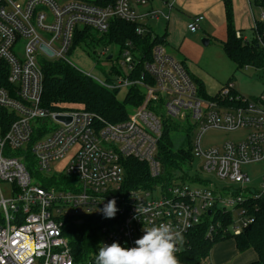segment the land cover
I'll return each mask as SVG.
<instances>
[{
	"label": "built area",
	"instance_id": "1",
	"mask_svg": "<svg viewBox=\"0 0 264 264\" xmlns=\"http://www.w3.org/2000/svg\"><path fill=\"white\" fill-rule=\"evenodd\" d=\"M152 2L116 0L102 7L91 0H0V65L7 70L9 84L0 87V264H95L103 244L135 247L144 228L160 223L182 233L178 256L190 248L193 229L201 224L207 223L210 236L237 237L254 223L245 203L264 196V184L260 192L245 196L233 188L201 187V182L194 183L200 188H193V182L176 176L169 185L126 192L123 162L146 163L154 179L164 175L157 158L159 141L165 125L179 122L194 127L193 161L201 158L203 172L234 184L249 182L242 167L264 161V90L245 98L228 82L218 98H205L184 63L166 45L156 44L138 76L139 58L127 48L119 49L122 59L111 82L79 70L111 90H143V103L126 121L113 124L81 108L57 111L43 106V65H73L69 56L79 29L107 34L120 20L140 24V35L154 36L146 20L169 21L170 16L161 10L138 12ZM204 20L196 15L189 30L197 32ZM258 22H264V11L254 16L255 27ZM236 36L250 39L240 32ZM107 51L100 55L107 56ZM111 56L114 60V53ZM211 129L251 132L241 142L204 150L202 137ZM30 156L31 170L25 163ZM2 184L12 187L8 199ZM113 199L118 211L100 229L96 250L77 259L69 230L85 218L104 215L102 209Z\"/></svg>",
	"mask_w": 264,
	"mask_h": 264
},
{
	"label": "trees",
	"instance_id": "2",
	"mask_svg": "<svg viewBox=\"0 0 264 264\" xmlns=\"http://www.w3.org/2000/svg\"><path fill=\"white\" fill-rule=\"evenodd\" d=\"M115 1L94 0V3L106 7L114 4ZM223 3L227 22V39L223 43L226 55L236 64L239 71L246 67H253L260 71L259 77L264 81V22H258L257 26L253 27V35L249 40L244 41L243 38H237L236 33H241V31L235 27L233 0H223ZM255 5L264 10V0H255ZM138 26H140L138 23L117 20L112 23L109 32L106 34L109 43L117 45L120 51L126 48L130 49L135 57L139 58L138 71L134 74L136 76L143 73L144 62L151 60L152 50L156 44L168 46V35L158 36L155 34L153 36L151 32L140 35L137 33ZM90 34V29H79L72 51L84 43ZM242 36L245 35L242 34ZM181 61L188 68L187 63ZM115 72H118L116 68ZM43 73V106L51 110L81 108L100 117L104 122L117 124L126 121L130 112L139 107L145 98L143 90L136 86L130 88L125 101L120 102L117 99V93L120 90H111L102 86L75 66L63 61L45 62ZM191 76L200 94L205 98H210L204 85L196 81L192 74ZM108 81L111 82L112 80L108 79ZM228 82H231V79ZM8 86L7 70L0 65V87L7 88ZM228 101L230 102V100ZM178 130L179 127L176 123L165 125L159 141L157 158L165 167L164 175L154 179L151 177L146 163L133 159H127L123 162L126 172L124 191L139 188L152 190L159 184L169 185L176 179V175L173 174L174 171L182 172L185 165H190L193 162L194 155L191 142L188 149L175 148L173 134ZM25 163L30 170L34 166L31 156L27 158ZM181 177L178 179L182 181L202 182L200 177L192 179L183 173ZM245 204L249 209V215L254 220L249 229L237 237L210 236L208 235L207 223L201 224L193 229L190 237V248L176 256L179 264H204L210 258L213 247L229 239L235 240L236 247L240 252L249 249L256 252L257 260L251 264H264V196L249 198ZM107 224H109V218L104 215L91 216L85 218L81 226L72 227L69 230L71 250L77 259H83L96 250L99 242L98 233Z\"/></svg>",
	"mask_w": 264,
	"mask_h": 264
},
{
	"label": "rangeland",
	"instance_id": "3",
	"mask_svg": "<svg viewBox=\"0 0 264 264\" xmlns=\"http://www.w3.org/2000/svg\"><path fill=\"white\" fill-rule=\"evenodd\" d=\"M94 1V0H91ZM263 9L253 5L252 12L256 17L263 13ZM180 12V13H179ZM179 17L186 20L189 24L192 22L193 17L183 10L179 9ZM207 23L203 22L200 29L192 33L187 24L181 23L180 25V40L184 41L183 46L179 48L178 41H172L167 49L171 55L179 60L187 63L191 74L195 80L202 83L208 96L214 100L218 98L227 82H231L235 86V90L245 98H254L264 90V81L259 77L260 71L253 67L248 69L238 70L236 64L226 55L223 49V43L227 39V22L225 19L208 20ZM165 20L161 19L160 22L153 23L156 33L160 36L164 35ZM245 31V30H244ZM246 35L252 36V30L246 31ZM205 40L209 43L206 45ZM105 49H108L107 56H101ZM180 49V50H179ZM114 53V60L109 59V55ZM119 47L109 43L106 34L99 33L95 30L91 31L89 38L80 44L72 54L69 56L70 62L79 70L92 74L99 79H113L117 63H121L122 57L118 58ZM116 63L114 64V62ZM114 64V65H113ZM128 91L122 89L117 93V99L124 102ZM179 130L173 134L175 148L188 149L190 142L193 143L194 127L190 128L186 124L176 123ZM250 129H240L234 132L221 131L211 129L208 130L202 137V148L208 150L210 148L221 147L225 143L233 142L238 143L247 138ZM70 158L65 159L59 165L60 171L67 165ZM201 158H196L191 165L187 164L182 168V172L174 171L173 174L181 177L189 175L194 179L200 177L202 181L201 187L210 186L212 189L222 190L225 188H233L246 192L245 196H250L253 193H258L263 189L264 184V161H259L244 165L242 171L250 180L244 184H234L229 180H223L216 177L214 174L205 173L201 170ZM182 178V177H181ZM198 183V182H197ZM193 188H200L196 184H192ZM12 187L8 184H2L1 192L6 199L11 196ZM1 200V193H0ZM232 240H229L231 242Z\"/></svg>",
	"mask_w": 264,
	"mask_h": 264
},
{
	"label": "crops",
	"instance_id": "4",
	"mask_svg": "<svg viewBox=\"0 0 264 264\" xmlns=\"http://www.w3.org/2000/svg\"><path fill=\"white\" fill-rule=\"evenodd\" d=\"M166 2L172 5V9L166 6ZM253 5H255V0H233L235 27L246 37H249L245 34L249 30H252L253 35L255 16L252 12ZM179 9L186 12L190 17H193V15H203L212 21L219 19L226 20L223 0H153L150 6L138 8V12L143 15L151 10H161L169 14L170 20L164 22L166 24L164 35H168L167 43L171 45L172 41L180 40L179 32L181 23L189 24L186 20L179 17V14H177ZM157 22L154 19L146 20L147 25L152 28L154 34L160 36L156 33L155 26L153 25V23ZM204 22L207 23L206 19ZM183 42L181 40L178 41V44H180L179 48L183 46ZM229 240L232 241L229 242ZM229 240L216 244L212 249L210 258L204 264H251L257 260V254L254 250L249 249L245 252H240L236 247L235 240Z\"/></svg>",
	"mask_w": 264,
	"mask_h": 264
},
{
	"label": "clouds",
	"instance_id": "5",
	"mask_svg": "<svg viewBox=\"0 0 264 264\" xmlns=\"http://www.w3.org/2000/svg\"><path fill=\"white\" fill-rule=\"evenodd\" d=\"M118 209L116 201L110 200L102 209L106 218H114ZM142 237L135 241V247L125 248L118 242L103 244L95 258V264H179L176 252L184 237L167 223L144 228Z\"/></svg>",
	"mask_w": 264,
	"mask_h": 264
},
{
	"label": "water",
	"instance_id": "6",
	"mask_svg": "<svg viewBox=\"0 0 264 264\" xmlns=\"http://www.w3.org/2000/svg\"><path fill=\"white\" fill-rule=\"evenodd\" d=\"M205 42V44L207 45L208 43H209V41L208 40H205L204 41ZM112 58V56L109 58V59H111ZM60 120H62V121H66V122H69L70 121V119L69 118H63V117H61V118H59ZM162 172H164V169H163V171Z\"/></svg>",
	"mask_w": 264,
	"mask_h": 264
}]
</instances>
